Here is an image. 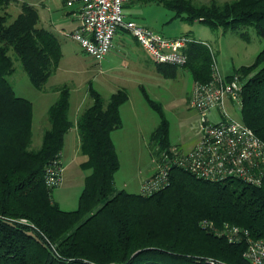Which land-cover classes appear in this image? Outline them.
<instances>
[{"label":"trees","instance_id":"obj_1","mask_svg":"<svg viewBox=\"0 0 264 264\" xmlns=\"http://www.w3.org/2000/svg\"><path fill=\"white\" fill-rule=\"evenodd\" d=\"M163 5L189 25L202 23L225 33L254 27L264 38V0L201 3L196 0H148ZM18 0H0V264H251L246 241L230 243L202 227L204 221L226 224L264 239V185L239 180L213 183L174 169L170 185L151 196L117 191L120 160L112 139L123 126L121 107L129 92L108 101L92 86V104L71 120V89L52 87L57 101L47 112L42 144L33 148V103L17 96L8 78L20 61L33 87L43 90L57 72L62 46L39 27L36 10ZM245 37L244 34H241ZM184 67L155 64L164 78L187 69L193 81L213 78V57L206 45L187 46ZM15 57V58H14ZM247 79L242 91L241 121L264 142V49L255 62L236 70ZM228 76V78L233 77ZM160 123L152 141L169 150L171 124L164 107L144 92ZM76 127L91 173L75 211H64L45 184L46 167L61 158L65 135ZM26 220L27 223H23Z\"/></svg>","mask_w":264,"mask_h":264},{"label":"rangeland","instance_id":"obj_2","mask_svg":"<svg viewBox=\"0 0 264 264\" xmlns=\"http://www.w3.org/2000/svg\"><path fill=\"white\" fill-rule=\"evenodd\" d=\"M131 1L132 3L124 7V11L153 32L169 39L183 35L192 39L195 37L197 41L209 44L213 49L217 68L220 74L225 77L234 75L236 70L243 66L252 65L257 55L264 49V38L258 34L254 27L226 33L222 29L213 31L202 23L189 25L181 19L175 18L172 11L157 2L137 4L133 3L134 0ZM198 1L210 2V0ZM17 5L13 4L8 9V13L13 17L17 16ZM241 34H244L245 37H242ZM130 46L131 50L123 54H120V50L118 52L114 50L117 55L111 60V64L107 65L104 62L109 60L111 53L100 64L87 56L76 41L65 44L63 47L66 59L63 63V70L58 75V83L61 86L67 85L71 89V102L74 103V100L80 96L85 98L80 115L92 103L88 92L89 85L93 84L94 88L98 89L104 99L108 101L111 91L106 89L101 82L115 76L119 79L124 78L122 81L115 80L116 83L113 84L127 87L131 104L135 111L144 117V120L146 118V126L143 125L142 134L136 135L137 125L128 116L131 109L128 107L125 109L124 116L128 118L127 125L129 124V127L127 126L125 129L124 136L127 140L132 139L134 144L119 146L121 168L115 175V187L118 191L126 190L130 193H138L141 179L150 175L157 167V162L153 160L159 159L158 150H161L151 139V133L159 123V117L146 104L140 86H143L151 98L164 107L171 124V143L176 145L173 147L186 150L185 145L194 138L199 122L198 118L190 119V116L192 117L197 112L190 109L187 103V98L193 87L190 72L180 68L175 78H164L153 71L155 64L146 50L134 41ZM8 80L17 96L30 100L34 105L33 148L37 149L41 146L44 131L48 127L47 108L58 99V94L50 89L54 84L48 83L43 90L33 87L21 62L16 58L15 73ZM227 107L232 117L241 120V110H234L230 104H227ZM70 116L74 120L75 114L72 109ZM124 184H128V186H124ZM58 188L53 190V199L57 200L58 194L64 195L67 199L66 204L58 203L61 209L65 211L77 210L79 196L83 189L82 180L74 187Z\"/></svg>","mask_w":264,"mask_h":264},{"label":"built area","instance_id":"obj_3","mask_svg":"<svg viewBox=\"0 0 264 264\" xmlns=\"http://www.w3.org/2000/svg\"><path fill=\"white\" fill-rule=\"evenodd\" d=\"M128 0H71L81 4L79 27L70 36L84 53L97 62L112 52L115 38L121 32L133 36L146 50L155 64L184 67L188 63L186 53L190 43L206 45L213 57V78L206 83H194L188 96L190 108L199 114L201 135L197 145L185 151L178 147L158 150L159 159L153 175L141 185L140 194L151 196L167 188L174 169L187 172L199 180L219 183L239 180L245 184L264 185V142L241 120L228 112L227 104L234 110L242 109V91L247 79L220 74L212 47L201 41L183 36L169 39L153 32L135 21L127 20L124 6ZM64 166L57 158L46 167L45 184L56 189L63 183ZM27 223L26 220H22ZM202 227L230 243L246 241L244 257L251 264H264V239H254L248 231L226 224L222 229L207 221Z\"/></svg>","mask_w":264,"mask_h":264},{"label":"crops","instance_id":"obj_4","mask_svg":"<svg viewBox=\"0 0 264 264\" xmlns=\"http://www.w3.org/2000/svg\"><path fill=\"white\" fill-rule=\"evenodd\" d=\"M201 1H207V0H201ZM211 1H213V0H210V2ZM216 1L223 3V2L233 1V0H216ZM143 2H151V1H148V0H134L133 1V3H137V4H142ZM198 2H200V1H198ZM129 3H132V1L128 0L125 3L124 7H126V5H128ZM23 4H27L36 10V12L38 13V16H39V27L43 28L47 31H50L53 35H55V37H57L59 39V41L61 43L63 58L61 60V63H60V66H59L57 72L49 80V83L52 82L54 84L53 85L54 87H61V85L58 83V81H59L58 75L61 72V70H63V63L66 59V55H65L63 46L65 44H68L71 41L72 42L75 41L72 39V37L70 35L75 30H77L79 27L78 14H79L81 4L78 2H71V0H18L17 15L20 14L21 5H23ZM124 14H125L127 20L137 22L132 17V15H129L125 11H124ZM183 36H181V37H183ZM176 38H180V37H173L171 39H176ZM115 39L116 40L114 41V46L112 49L113 51L111 52V55L109 56V60H106V62H104V64H107V65L111 64V60H113L114 57L117 55V53H114V50H117V52H118V50H120V54H123L124 52H128L131 50L130 44L132 43V41H134L138 46H140L138 44V42L133 38V36L127 32H121ZM193 39L197 40L195 37H193ZM100 64H102V63H100ZM100 71L103 72L101 69H100ZM153 71L158 73L156 66H154ZM53 79H55V80H53ZM123 79L122 78L119 79V77L115 76L111 79H107V80H104V82H101L106 89L111 91L109 98L121 89H126L128 91L126 86H121L120 84H113V83H116L115 80L116 81H122ZM194 83L195 82L193 81V84ZM90 86L94 87L93 84L89 85V87ZM96 90L102 95V93L98 89H96ZM140 90H141L143 98L146 102V99L144 97V92H146L148 95H149V93L147 92V90L143 86H140ZM83 97H85V96H83ZM71 98H72V92H71ZM84 99L85 98H82V96H80V97H78V99L74 100V103H73V101L71 102V109L74 110V114H75L74 120H72V119L71 120L74 123H76L77 118L79 117V113L82 110V107L84 105L83 104ZM70 101H71V99H70ZM53 104H51L47 108V112ZM146 104H147V102H146ZM127 107L131 109L130 114L128 116H130V118L133 120V123H136V125H137L136 135L142 134L143 133L142 132L143 125H144V127L146 126V122H145L146 118L144 120V117L139 115L138 111H135L134 106L131 104V98L129 95L128 102L125 103L121 107V117H122V121H123V126L121 129L114 131L112 134V139L114 141V144L116 146L117 153L119 156L120 165H121V157H120V152H119V146L123 145V144H125L124 146H126V145L131 146L132 144H134V141L132 139L127 140V139H125V136H124L125 135V132H124L125 129H127V126L129 127V124L127 125L128 118L127 117L125 118V116H124L125 115L124 111H125V109H128ZM148 107H149V105H148ZM33 108H34V105H33ZM190 109H192V108H190ZM193 117L195 119L198 118L199 125L197 128V132L194 135V138L185 145L186 146L185 151H188V150H191L192 148H194L197 145V143L199 142L200 135H201V132H200L201 131V124L199 121L200 120L199 114L196 113L192 117L190 116V119H193ZM159 123H160V119H159ZM159 123H158V125H159ZM33 125H34V112H33ZM158 125L156 126V128L158 127ZM155 129H154V131H155ZM154 131L151 133V139H152V135H153ZM170 134H171V132H170ZM170 143H171V137H170ZM171 145L176 146V145H173L172 143H171ZM87 160H88V157L86 155H84L82 150H81V143L79 140L77 129H76V127H73L65 135V139H64V148H63V152L61 154V161H62V164L64 166L65 176L63 174V183L59 188H61V187H64V188L74 187L80 182V180H82L83 189H84L85 179L91 173L90 170H85L82 168V164L85 163ZM120 168H121V166H120ZM155 170H156V168L153 170V172L150 175L141 179L140 188H141L142 183L147 178L151 177L153 175V173L155 172ZM124 186H128V184H124ZM140 188H139V192L137 194L140 193ZM83 189H82V191H83ZM82 191H81V193H82ZM56 198H57V200H55V201L57 203H60V204H61V202L65 203V204L67 203V199L62 194H58L56 196ZM79 198H80V196H79Z\"/></svg>","mask_w":264,"mask_h":264}]
</instances>
